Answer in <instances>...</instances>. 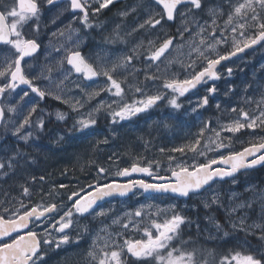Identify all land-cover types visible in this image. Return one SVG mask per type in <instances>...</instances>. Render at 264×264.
<instances>
[{
    "label": "snow or ice",
    "instance_id": "1",
    "mask_svg": "<svg viewBox=\"0 0 264 264\" xmlns=\"http://www.w3.org/2000/svg\"><path fill=\"white\" fill-rule=\"evenodd\" d=\"M55 2L56 0H16L15 6L0 11V45L10 46V55L0 62V97H4L6 93L11 95L21 86H26L21 88L23 94L20 100L29 96V91L26 89H30L41 99L51 96L67 104L72 111L78 112L84 104L79 99L73 102V98H65L62 88L64 82L73 75L77 80L89 82H95L97 77H105V86L98 91L95 89L89 91L90 85L82 86L73 81L87 97L85 103L99 96L100 92H107L113 98L111 103L101 101L94 109L76 120L73 128L81 132L96 124L95 113L102 109L111 117L113 124L147 112L164 99H167L172 109L180 112L183 107L180 102L181 97H185L190 90L196 89L202 83L220 79L218 65L245 49L264 44V0H219L207 9V16L210 19L203 22L198 18V12L204 10L202 0H149L145 9L147 18L132 31L157 29L159 26L165 38L158 36L156 40H149L146 47L141 41L131 49V54H122L105 63H99L98 56V62L94 65L81 54L79 50L81 42L72 41L71 33L73 31L78 33L80 30L73 29L69 25L68 40L71 47L60 46L65 53L58 62L62 78L54 79L51 75V67L47 68V75L41 71L39 75L30 76L24 67L27 65L26 58L33 57L40 45L36 39L25 38L22 29L29 21H33L38 32L42 4L53 5ZM63 2L66 7L62 11L71 10L74 14H82L74 18H78L83 27L91 28L93 25L89 20L90 10L95 15L102 9L108 8L113 0H63ZM120 15L127 16L128 13L123 12ZM9 18H11L10 23ZM177 18L180 19L177 34L183 43H175V37L169 35L165 28L169 22H175ZM221 20L223 23H220ZM186 33L188 38L185 40ZM56 35L63 36L64 32L53 33V36ZM105 39L108 43L124 42L123 37L118 33ZM157 40L160 42L157 43ZM185 46L189 49L188 62H179L185 68L187 75L181 79L175 73L169 75L167 68L161 71L160 65L165 61L167 64L177 62L169 59L171 50L183 49ZM221 48L227 50L221 51ZM59 50L58 48L57 51ZM193 53L195 59L192 58ZM141 57L145 61L144 80L137 81V73L141 69L135 66L134 61L140 60ZM65 62L69 66L67 69L64 68ZM198 65L199 70H197ZM153 67L156 69L155 72L148 71ZM189 69L191 71H188ZM227 71L231 75L232 69L228 68ZM122 73L126 74L122 75ZM129 77H132L134 82L130 83ZM41 78L47 79L49 86L41 88L34 83V80ZM148 81L152 82L155 92L150 93L147 90L148 85L145 82ZM157 81H160L159 85L156 84ZM215 91V86L207 89L208 93ZM128 93L132 94L130 102ZM208 103L209 97L205 95L197 104V108L204 107ZM219 107L220 105L217 104L218 109ZM197 108H193L192 111L195 112ZM257 108L259 109L257 116H250L249 112L240 109V115L236 119L221 124L218 129L204 123L192 142L170 150L180 153L181 156L191 152L192 156L190 162L173 155L167 156L168 166L165 171L169 173L168 175L160 174V160H149L145 164L142 163L144 157L138 156L133 157L127 167H119L117 161H113L116 165L113 173L97 165L98 175L94 178L96 182L87 184V190L81 187L77 191L61 183L60 188H69L66 204L41 203L29 208L21 200L19 207L15 205L3 207L0 209V264H48L46 256L53 247L59 249L62 245L72 243L74 239L78 242L83 235L91 237V244L84 254L85 264H130V262L131 264H209V256L215 259L213 250L195 246L189 248L188 245L194 243L191 237L188 240L183 239L182 226H190L192 221L178 210V204H169L164 209L154 204H142L134 211L110 217L113 209L105 208L104 203H110V198L117 196L126 197L129 193L135 195L134 190L137 189L141 190L140 194L145 195L146 200L160 197L172 199L200 197L204 191L211 189L214 183L225 177H232L240 169L264 164V137H260L258 143H251L243 151H230L227 155L221 153L216 158L207 157L208 152H219L221 149L231 147L232 138L222 136L223 132L235 134L244 128L264 127V109H260L259 105ZM16 111L15 106L7 108L9 113ZM36 111L37 107L33 105L15 126L12 135L27 143L33 133L26 130L33 126L31 117ZM231 111L237 112V109L232 108ZM56 116L61 121L66 119L65 113L57 112ZM0 123L7 131L3 106H0ZM35 127L42 130L43 119H38ZM22 130L26 134H22ZM206 132L211 134L205 136ZM225 140L228 143H225ZM102 142L108 141L105 139ZM160 151L163 153L164 149ZM258 153L260 154L257 155ZM19 155L21 154L17 152L12 157L0 161V171H3L4 175H7V169L14 168V161ZM201 157L205 158L203 162L200 160ZM249 157L252 159L249 160ZM109 159L111 160L112 157ZM109 174L128 179L123 183L115 179L108 180ZM134 174L150 177L151 182L143 178L133 179ZM101 178L106 182L101 183ZM30 179L35 182L36 177L32 176ZM39 179L44 181L45 177L40 176ZM20 187L23 196H31L28 186L22 184ZM54 191L53 188L46 195L51 196ZM235 195L233 193V196ZM259 199L261 215L264 216V194ZM202 202L206 209L212 205L223 206L215 195L211 200L205 199ZM244 207L251 208L252 202L230 207L227 212L228 225L233 231H244L246 234H254L253 230L260 229L259 239L264 241V224H246L244 217L231 219L238 209ZM89 218L92 221L98 220L101 227L90 229L85 224L82 226V231H77L73 238L68 230L72 229L74 224L79 226L80 219ZM109 218L110 224L105 222ZM206 219L217 232H223L225 237L229 235L214 216H208ZM41 227L43 231H38L37 229ZM196 227L199 233L200 226L196 225ZM53 232L59 235L54 236ZM129 232L142 233V236L136 239L129 235ZM217 264H264V251H258L256 254L230 251L227 255H221Z\"/></svg>",
    "mask_w": 264,
    "mask_h": 264
},
{
    "label": "rangeland",
    "instance_id": "2",
    "mask_svg": "<svg viewBox=\"0 0 264 264\" xmlns=\"http://www.w3.org/2000/svg\"><path fill=\"white\" fill-rule=\"evenodd\" d=\"M217 1L219 2V0H208L207 2L202 0L204 10L198 12V18L201 22L206 19H210L207 16V9L218 3ZM140 3H146L144 6V13L142 15L143 18L141 19V22H143L144 19L147 18L145 9L147 8V4L149 2L148 0H143V2L140 0ZM15 5L16 0H0L1 11L6 7L10 8ZM65 7V3H61L58 6L43 3L39 19V31H36L33 21H29L22 29L25 38L36 39L37 43L42 46V51L31 59H28L27 65H24L26 73L30 74V76L39 75L41 71H44L45 75H47V68L51 67L52 77L54 79L62 78L58 62L65 53L63 48L60 46L64 45L65 47H71V43L68 40L69 25H71L72 28L74 25H81L80 20L78 18H74V16L78 15H74L71 10L62 11ZM10 22L11 18H9V23ZM220 23H223V20H221ZM173 25L174 22H169V24L165 26L166 31L169 35L175 37V43H183L177 34V28L180 27V19L178 18L177 24L175 26ZM61 31L64 32L63 36H53V33H59ZM151 31L155 33L158 32L159 37L165 38L162 36V31L159 30V26H157V29H151ZM71 37L72 41L79 40L81 42L79 50L82 52L83 49L86 48L85 37L80 38V35L74 31L71 33ZM187 38L188 34L186 33L185 40ZM157 41V43L160 42L159 40ZM134 46H132V48ZM2 47L3 48H0V62H2L5 57L10 55V46ZM58 48L60 49L59 51H57ZM132 48L127 50L124 49L120 52H114L102 46H93L89 48L86 53H82L84 57L89 60V62H92L95 65L98 62V56L100 58L99 63H105L122 54H131ZM141 51H143V49H141ZM188 51L189 49L187 46L183 49L173 48L169 55V59H174L177 62L167 64V61H165L160 65L161 71L167 68V73L169 75L175 73L179 76V78L184 76L183 71L185 68L182 67L179 61H183L184 63L188 62ZM192 58L195 59V53L192 54ZM134 63L137 68L141 69V71L137 73L136 79L137 81H143V70L145 68V61L143 57H141L138 61H134ZM68 67L69 66L65 62L64 68L67 69ZM198 67L199 65L197 68ZM155 70V67L148 69L150 72H155ZM189 71L191 70L189 69ZM124 74L126 73H122V75ZM105 79V77L101 76L100 80L87 83L83 80H77L76 76L73 75L69 78V80L64 82V85L62 86L63 95L65 98H73V102L79 99L84 105L94 101L99 96L103 97V100L100 99V102L105 101L107 103H111L112 97H110L107 92H100L99 96H96L85 103L87 97L73 83V81H76L82 86L87 84L90 85L88 89L89 91L93 89L98 91L99 88L105 86ZM129 82H134L132 77H129ZM34 83L41 88L49 86V81L43 78L34 80ZM145 83L147 84V82ZM151 84V81H148L147 90L150 93L156 91ZM157 85L159 84L157 83ZM22 94L21 90H16V92L11 95H5L1 99L2 101H0L1 103H4L6 109L10 106H15L17 109L15 113L8 112L7 131H5L4 126L0 127V161H4L8 157H12L17 152L21 154L16 157L14 161V168L7 169V175H4L3 171H0V201L7 199H24L26 196L22 195V189L20 187L22 184L29 187L31 192L30 197H39L40 194L48 193L54 188L55 191L52 195H47V197L56 199L63 195L67 198L69 188H60L59 185L61 183L79 191L81 187L86 188L87 184L96 182L94 178L98 175L97 165L103 166L106 169H109V173H113L116 169V165L113 164V161H117L119 167H127L130 165L132 158L138 156L144 157L142 163L145 164L149 160H160V171L167 173L165 169L168 166L167 156L169 155H173L182 160H189L190 162V157L192 156L191 152L181 156L180 153L171 152L170 150L192 142L196 138V134L199 132L200 127L204 123H207L211 128L218 129L221 124H227L236 119L240 115V109L249 112L250 116L259 115L257 105H259L260 109H264L261 107L260 102L252 95L250 96V101H248L246 105L240 107L237 106V112L231 111V109L226 106L220 114H216L212 109L204 110L202 113L201 110H203V107L197 108V104L201 102V99H197L193 104L189 105L186 110L181 109L180 112H176L172 109L168 105L167 99H164L159 102L157 106L149 109L147 112L140 113L137 116L132 117L130 120L120 121L117 124H113L111 117L105 110L102 109L100 112L95 113L96 124L90 129H86L81 132L78 129H74L73 125L81 115H86L88 113L87 111L81 113L74 112L67 104L61 103L51 96H46L44 99H41L36 94L31 92H29V96L20 100V96ZM131 99L132 94L128 93L129 102ZM33 105L37 107V111L33 113L31 117L33 126L26 130L31 131L33 135L30 137L29 141L25 143L17 136L12 135V131ZM193 108H197V110L193 112ZM57 112L65 113L66 119L63 121L58 120L56 116ZM38 119H43L44 121V127L42 130L35 127V122ZM22 134H26V132L22 130ZM210 134L211 133L206 132L205 136ZM232 134L233 133L223 132L221 135L232 138ZM61 137H63V139H61ZM105 139H107V143L102 142ZM237 140L239 139L234 138V141L232 142L235 144L237 143ZM98 141H101V143H97ZM224 142L228 143L226 140ZM242 142L243 140L238 141L239 144H242ZM20 143H23L24 145L22 144L21 146L19 145ZM201 143L203 144L204 141L202 140ZM49 146L59 147L58 149H61L62 152L58 153L56 149L50 150L48 148ZM161 149H164L163 153L160 151ZM224 150L225 149H221L219 152H208L207 157H218L222 152H224ZM109 157H112V159L110 160ZM204 159V157H201V162H203ZM154 167L155 164L153 165V168ZM32 176L36 177L35 182L30 179ZM40 176H44L45 180L40 181ZM116 178L119 177H114L111 174L108 175V180ZM100 182L104 183L106 181L101 178ZM233 193L236 195L233 196ZM262 194H264V187L261 188L255 184L246 185V192L244 194L243 191H231L230 193H225L221 189L220 185H218L209 193L204 195V197L200 200H211L212 196L215 195L219 198L220 204L223 205L222 207L217 205L218 208H221L222 210L224 209L225 212H228L230 207L235 204L252 202L251 208H240L233 215H243L242 217L245 218L246 224L249 225L253 223L264 224V216L261 215V200L259 199ZM244 195V199H241ZM223 196H227L225 201L223 200ZM139 199L140 198L135 199L131 203L115 204L110 208L113 209L112 212H114L116 216L123 215L125 212L134 211L142 204H154L158 205L161 209H164L169 204L176 203L178 204V210H181L182 214L187 216L192 221L190 226H186L188 228H194L192 224L197 219L200 208L204 207L203 203L201 206L198 202H196V200L180 203L159 199ZM4 204L6 203L0 202V205H3V207H5ZM207 209L205 208V210ZM152 211H155V209H152ZM220 214L223 213L221 212ZM209 216H214L217 219L216 214H210ZM108 220H110V218L105 222L110 224L111 222H108ZM85 224H87L90 229H98L101 227L98 220L90 222L80 219L79 226L76 224L73 225L74 235L71 236L75 238L76 232L82 231V226ZM253 231L254 234L251 235L256 236L257 239H250L251 244L244 245L245 252H250L249 254H256L258 251H264L259 248V246H255L254 242L258 240L257 242L264 243V241L259 239L260 229H255ZM136 234L142 236V233L129 232V235L133 238L136 237ZM79 241L81 242L80 247L77 246ZM79 241L76 242L75 239L73 241V245L77 247L73 256L74 261L76 262L84 258L85 250L83 249L88 247L87 244H91V237L83 235V238ZM87 241L90 242L86 243ZM245 252L241 253L247 254ZM220 256H216L217 259Z\"/></svg>",
    "mask_w": 264,
    "mask_h": 264
},
{
    "label": "flooded vegetation",
    "instance_id": "3",
    "mask_svg": "<svg viewBox=\"0 0 264 264\" xmlns=\"http://www.w3.org/2000/svg\"><path fill=\"white\" fill-rule=\"evenodd\" d=\"M61 3L55 2L53 5L58 6ZM145 4L146 3L141 4L140 0H113V3L109 5L108 8L102 9L99 13L95 15H93L90 10L89 20L90 23L93 25V27L85 28L83 27L82 24L81 25L78 24V29L80 30L78 34L80 35V38L85 37L86 39V46H85L86 48H84L82 52L86 53L87 50L93 46L94 47L102 46L114 52H120L124 49L127 50L131 48L132 46L140 43L141 41L144 42V46H147L149 40H156L157 37L159 36L158 32L155 33L151 31V29L149 30L138 29L135 32L132 31L133 28H137L138 25L142 23L141 19L143 18L142 15L144 13ZM95 6L96 5H93V7ZM123 12H127L128 15L122 16L119 14ZM74 15H82V14L77 13ZM177 19L174 22L173 26L177 24ZM127 29L129 30V32ZM115 33H118L120 37H123L124 42L121 41H117L116 43L106 42L105 38L106 37L110 38ZM128 33H131V35H128ZM162 36H164L163 32H162ZM0 48L3 47L0 46ZM220 50L225 51L227 49L221 48ZM228 68L232 69L231 75L228 74L227 71ZM217 69L220 75V79L215 81L210 80L207 83H202L201 87L195 93L186 94L185 97H181L180 100L183 105L182 109L186 110L189 105L193 104L197 99L202 100V97H204L205 95H208L209 103L208 105L203 107V110H201L202 113L204 112V110L212 109L215 111L216 114H220V112H222L226 108V106L227 108L229 107V109H232V108H237V106L240 107L246 105L248 101H250L251 95L254 98H256L260 102L261 107L264 108V44H261L258 48L245 52L242 55L230 58V60L221 63V65H219ZM197 70H199V67L197 68ZM183 74L184 76H181V79H183L187 75L186 70L183 71ZM159 83L160 81L158 82V84ZM212 86H215L216 91L214 93H208L207 89ZM21 88H18L17 90H21ZM26 90L31 92L30 89H26ZM5 95H7V93ZM2 98L3 97H0V101H2L1 100ZM1 104L5 108L4 103L2 102ZM217 104L220 105L219 109L217 108ZM7 117H8V112L7 109L5 108V121H7ZM0 127H3V124ZM260 137H264V127H256L254 129H249V128L241 129L239 133L232 134V141H234V138H237L239 140H243L242 144L238 143L239 140H237V143L235 144L234 142H232L231 147L225 148L224 152L222 153L224 155H227L230 151L231 152L243 151V149L245 147H249L251 143H258ZM22 144L23 143H20L19 145L22 146ZM212 158H216V157H212ZM160 174L168 175V173H164L162 171H160ZM115 180L119 181L120 177L116 178ZM147 181L151 182V179H148ZM249 184L250 185L255 184L263 188L264 166L257 169H252L250 171L239 173L233 179H229L225 182H216L211 186V189L204 191L200 197H193L189 199H172L169 197H160L157 199L164 201H176L180 203H186L196 200V202H198V204L202 206L203 202L200 199H202L204 195L209 193L213 188H215L218 185H220L221 189L225 193L228 192L230 193L231 191H237V192L243 191L244 194L246 192V185ZM85 189L87 190V187ZM244 197L245 195L242 196L241 199H244ZM138 198H140L139 200H146L145 195H141L140 191H137L136 194L130 197L129 199H125V200L113 199L110 201V203H105L104 207L110 208L112 205L115 204L131 203L133 200ZM226 198L227 196L225 197L223 196L224 201ZM19 201L21 200L7 199V200H1L0 202L6 203L4 204L5 207H11L13 205L19 207ZM22 201L24 204L28 205L29 208L41 203L47 204L54 202L57 203L58 205L62 203L65 204L68 203L67 198L64 197L63 195H61L59 198L52 199L47 197L46 193L40 194L39 197L36 196L24 197ZM2 208L3 205H0V209ZM221 212L223 214H220ZM198 213L199 214L197 215V219L192 224L194 228H188L187 226H182L183 228L182 236L184 240H188L189 237H191L192 241L194 242L193 244L188 245L189 248L193 246L205 250H211L212 248V250L214 251L215 259H213L212 256H209L208 257L209 264H217L218 259L216 256H220L223 254L227 255L230 251L233 253L235 251L245 252L244 245L251 244L250 239L253 240L257 239L256 236H252L251 234H246L244 231H233L232 228L228 226L227 223V219H228L227 212H225L224 209L222 210L221 208H218L217 205L212 206L207 210H205V207H201ZM210 214L217 215V220L224 226V230L228 231L229 233L227 237L223 236V232H217L216 228L206 219V217H208ZM111 216H115V213L111 212L110 217ZM242 216L243 215L241 214L237 216L233 215L231 219L235 220L238 217H242ZM86 221L92 222L91 218H89ZM108 222H111V220H108ZM196 225L200 226L199 233L197 232ZM37 230L43 231V228L41 227ZM68 231L70 235H74L73 227ZM53 235L58 236L59 234L53 232ZM209 237H213V238L210 239ZM134 238L139 239L141 238V235L136 234V237ZM257 241H254L255 246H259V248L264 250V243ZM89 242L87 241L86 243ZM78 243L79 244L77 246L80 247L81 242L79 241ZM87 245L89 247L90 244ZM88 247L84 248L83 250H85L86 252ZM76 248L77 247L73 245V242L67 245H62L59 249L53 247L52 250L48 252L46 256V260L48 261V264H85L84 258L78 262L74 261L73 256ZM245 253L249 254L250 252H245Z\"/></svg>",
    "mask_w": 264,
    "mask_h": 264
},
{
    "label": "water",
    "instance_id": "4",
    "mask_svg": "<svg viewBox=\"0 0 264 264\" xmlns=\"http://www.w3.org/2000/svg\"><path fill=\"white\" fill-rule=\"evenodd\" d=\"M56 2H58V3H61V2H63V0H56ZM1 11V10H0ZM40 45V44H39ZM261 44H258V45H254V46H252L251 48H248V49H245L243 52H240V53H237V55L236 56H239V55H242V54H244L245 52H248V51H250V50H253V49H256V48H258L259 46H260ZM0 46H3V45H0ZM41 52V45H40V47H39V49H38V51L33 55V57L34 56H36L37 54H39ZM81 54L83 55V53L81 52ZM236 56H234V57H236ZM32 57H30V58H26V60H28V59H31ZM231 58H233V57H231ZM223 62H225V61H223ZM222 62V63H223ZM219 66V65H218ZM218 66H217V68H218ZM100 79V77H97V78H95V81H97V80H99ZM87 83H92V82H89V81H86ZM202 85V84H201ZM201 85H198L197 86V88L196 89H192V90H190V92L189 93H187V94H190V93H195L200 87H201ZM21 87H23V88H26V86H21ZM0 106H2L1 105V103H0ZM2 125V123H0V126ZM260 153H258L257 155H259ZM250 159H252V157H249V160ZM219 166H221V167H223L222 165H219ZM262 166H264V164H257L256 166H254V167H252V168H247V169H240L239 171H237L232 177H225L223 180H219V181H217V182H225V181H227V180H229V179H233L234 177H236L239 173H242V172H246V171H250V170H252V169H257V168H260V167H262ZM133 179H140V178H143V179H151L150 177H146V176H140V175H138V174H134V176L132 177ZM127 179L128 178H124V177H121L120 178V181L119 182H121V183H123V182H126L127 181ZM135 192H137V191H141V190H134ZM132 196H134L132 193H129L128 194V196H126V197H115V198H110V201L111 200H113V199H122V200H125V199H129L130 197H132ZM179 199H189V198H179ZM105 204V203H104Z\"/></svg>",
    "mask_w": 264,
    "mask_h": 264
},
{
    "label": "bare ground",
    "instance_id": "5",
    "mask_svg": "<svg viewBox=\"0 0 264 264\" xmlns=\"http://www.w3.org/2000/svg\"><path fill=\"white\" fill-rule=\"evenodd\" d=\"M218 2V1H217ZM213 4V3H212ZM146 5V4H145ZM148 6V5H147ZM136 9V8H135ZM143 13V12H142ZM120 14V13H119ZM140 14V13H139ZM114 23H115V21H114ZM131 25V24H130ZM135 25V24H134ZM116 26V25H115ZM74 29H78V25H74V27H73ZM129 28V27H128ZM134 29V28H133ZM128 30V29H127ZM131 30V29H130ZM128 32H129V30H128ZM132 46V45H131ZM124 47V46H123ZM121 48V47H120ZM132 48V47H131ZM159 81H157L156 82V84L158 83ZM152 83V82H151ZM147 84H148V82H147ZM150 85V84H149ZM152 85V84H151ZM151 88V87H150ZM151 89H153V88H151ZM103 97L102 96H99L98 98H96L94 101H91V102H89V103H87V104H85L84 106H83V108H81L78 112L79 113H81V112H84V111H87V112H89V111H91L92 109H94V107H96L99 103H100V99H102ZM113 98H111V100H112ZM103 100V99H102ZM210 112V111H209ZM53 125V124H52ZM47 148V147H46ZM50 150H55L56 149V151L58 152V153H61L62 152V150L61 149H58L59 147H54V146H52V147H48ZM64 151V150H63ZM259 182V181H258ZM263 186V185H262ZM264 187V186H263ZM229 226V225H228ZM213 248H215V247H213ZM211 250H212V248H211ZM217 253V252H216ZM220 254V253H219ZM218 260H219V258H218Z\"/></svg>",
    "mask_w": 264,
    "mask_h": 264
},
{
    "label": "trees",
    "instance_id": "6",
    "mask_svg": "<svg viewBox=\"0 0 264 264\" xmlns=\"http://www.w3.org/2000/svg\"><path fill=\"white\" fill-rule=\"evenodd\" d=\"M204 2H207L208 0H203Z\"/></svg>",
    "mask_w": 264,
    "mask_h": 264
}]
</instances>
